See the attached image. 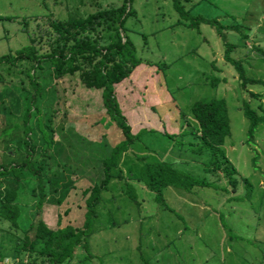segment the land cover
<instances>
[{
    "label": "rangeland",
    "instance_id": "obj_1",
    "mask_svg": "<svg viewBox=\"0 0 264 264\" xmlns=\"http://www.w3.org/2000/svg\"><path fill=\"white\" fill-rule=\"evenodd\" d=\"M121 4V33L140 63L114 92L138 135L121 156L122 177L111 179L94 205L86 248L78 245L70 264H264V119L251 136L243 111L247 102L264 115V55L254 48L264 50V0H178L179 7L173 0H0V13L12 15L0 21V55L28 43L23 16L32 30L37 23L47 26L49 18L86 16ZM199 17L217 19L224 38L215 26L194 23ZM224 41L234 45L231 56L242 61L246 75L259 81L241 85L224 59ZM28 67L25 60L0 64V163H20L29 142L32 162L40 166L39 176L26 166L0 174V205L5 193L18 188V228L0 218V254L7 264H16L10 258L16 240L38 219L51 229L83 226V191L102 180V158L123 139L100 89L83 85L77 74L54 77L47 62L36 71L41 89L32 105ZM213 97L227 102L231 134L224 148L237 170L233 190L209 166L210 152L193 149L201 139L191 105ZM160 160L214 185H166L161 201L141 176L143 163ZM33 256L22 251L20 258Z\"/></svg>",
    "mask_w": 264,
    "mask_h": 264
},
{
    "label": "trees",
    "instance_id": "obj_2",
    "mask_svg": "<svg viewBox=\"0 0 264 264\" xmlns=\"http://www.w3.org/2000/svg\"><path fill=\"white\" fill-rule=\"evenodd\" d=\"M178 7V0H173ZM124 4L107 9L98 8L86 16L68 17L65 19L49 18L47 26L37 23L36 28L29 29L30 19L23 16L22 29L27 34L28 43L16 50V53L0 55V64L14 65L16 61L25 60L29 67L24 70L32 90V105H36L40 94L41 84L37 80L36 71L43 62L52 67L53 76L56 78L66 74H77L79 81L87 87L99 88L102 96V105L105 112L121 129L123 139L115 143L108 156L102 158L104 177L99 183L83 191L86 198L85 220L82 227L72 224L51 229L42 219H38L30 227L23 231V236L16 240L13 254L10 256L16 264H70L74 258V252L78 245H87L86 238L89 232L90 218L95 214L94 205L97 204L100 194L106 188L107 183L113 178H121L119 167L122 154L130 148L131 143L138 133H132L131 126L122 113L115 96V86L126 79L140 63L136 56L134 45L122 33L124 19ZM12 15L0 13V21L11 20ZM203 21L215 26L219 35L223 37V25L217 19L199 17L194 23ZM192 26L193 22L187 23ZM231 28H235L231 26ZM109 32V33H108ZM108 33V34H107ZM109 40L105 41V36ZM224 59L230 62L236 69L237 77L241 85L257 82L260 79L248 77L242 61L231 56L234 45L224 41ZM46 46V48H45ZM261 55L264 50L254 47ZM36 109L38 107L36 106ZM30 109L24 113V131L29 132L27 124ZM244 115L249 120L248 134L253 135L257 126L263 121L264 115H258L247 102L243 105ZM191 113L197 122L196 130L200 144L193 149L201 151L203 148L210 152L209 166L214 172L221 171L233 190L237 183V170L228 158L225 151V139L231 134L230 118L225 98L213 97L208 100H196L191 105ZM27 132V134H28ZM183 132V131H182ZM26 134V133H25ZM26 140V138H25ZM28 156L20 163L4 166L0 163V174L16 170L25 166L37 174L39 165L32 162L33 152L30 143H26ZM29 144V145H28ZM31 154V155H30ZM141 176L145 178L146 186L156 193V198H161L162 187L173 185L184 189L195 186H212V181H206L189 175L173 167L170 162L160 160L154 163L141 165ZM14 172V171H13ZM250 184L249 181H246ZM42 181L37 187L42 189ZM17 187L4 194L0 205V218L10 221L14 228H18L17 217L19 207L13 203L16 197ZM44 193L41 192L38 205L43 202ZM30 229V231H29ZM33 231V235L30 232ZM41 242L37 246L38 242ZM86 248V247H85ZM34 254L33 258L21 259V252ZM40 256L41 260L36 258ZM87 256L84 254L83 259ZM91 258V256H88ZM6 257L0 254V264H6Z\"/></svg>",
    "mask_w": 264,
    "mask_h": 264
},
{
    "label": "built area",
    "instance_id": "obj_3",
    "mask_svg": "<svg viewBox=\"0 0 264 264\" xmlns=\"http://www.w3.org/2000/svg\"><path fill=\"white\" fill-rule=\"evenodd\" d=\"M26 260V259H25ZM5 262V261H4ZM6 263V262H5ZM7 264V263H6ZM8 264H10V263H8Z\"/></svg>",
    "mask_w": 264,
    "mask_h": 264
},
{
    "label": "crops",
    "instance_id": "obj_4",
    "mask_svg": "<svg viewBox=\"0 0 264 264\" xmlns=\"http://www.w3.org/2000/svg\"><path fill=\"white\" fill-rule=\"evenodd\" d=\"M58 227H61V226L58 225ZM56 228H57V227H56Z\"/></svg>",
    "mask_w": 264,
    "mask_h": 264
}]
</instances>
